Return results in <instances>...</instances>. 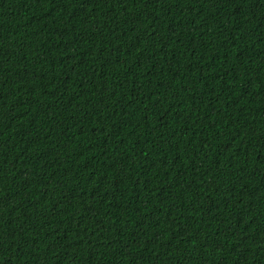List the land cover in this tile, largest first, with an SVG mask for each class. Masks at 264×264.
<instances>
[{"label": "trees", "instance_id": "16d2710c", "mask_svg": "<svg viewBox=\"0 0 264 264\" xmlns=\"http://www.w3.org/2000/svg\"><path fill=\"white\" fill-rule=\"evenodd\" d=\"M0 264H264V2L0 0Z\"/></svg>", "mask_w": 264, "mask_h": 264}, {"label": "snow or ice", "instance_id": "6c2138e0", "mask_svg": "<svg viewBox=\"0 0 264 264\" xmlns=\"http://www.w3.org/2000/svg\"><path fill=\"white\" fill-rule=\"evenodd\" d=\"M262 2H264V0H262Z\"/></svg>", "mask_w": 264, "mask_h": 264}]
</instances>
